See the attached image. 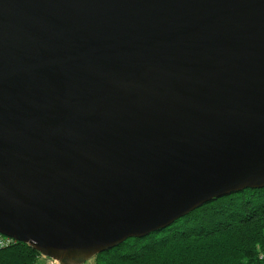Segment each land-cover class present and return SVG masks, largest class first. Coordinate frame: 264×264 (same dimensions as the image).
Wrapping results in <instances>:
<instances>
[{
	"label": "water",
	"instance_id": "1",
	"mask_svg": "<svg viewBox=\"0 0 264 264\" xmlns=\"http://www.w3.org/2000/svg\"><path fill=\"white\" fill-rule=\"evenodd\" d=\"M264 187V0H0V234L85 264Z\"/></svg>",
	"mask_w": 264,
	"mask_h": 264
},
{
	"label": "trees",
	"instance_id": "2",
	"mask_svg": "<svg viewBox=\"0 0 264 264\" xmlns=\"http://www.w3.org/2000/svg\"><path fill=\"white\" fill-rule=\"evenodd\" d=\"M262 253L264 187H242L93 259L95 264H264ZM42 257L18 241L0 249V264H43Z\"/></svg>",
	"mask_w": 264,
	"mask_h": 264
},
{
	"label": "built area",
	"instance_id": "3",
	"mask_svg": "<svg viewBox=\"0 0 264 264\" xmlns=\"http://www.w3.org/2000/svg\"><path fill=\"white\" fill-rule=\"evenodd\" d=\"M16 242L17 240H15L14 238L0 234V249L10 247ZM261 258L264 260V253L261 254ZM48 264H59V263L56 260L52 259V261H50Z\"/></svg>",
	"mask_w": 264,
	"mask_h": 264
},
{
	"label": "rangeland",
	"instance_id": "4",
	"mask_svg": "<svg viewBox=\"0 0 264 264\" xmlns=\"http://www.w3.org/2000/svg\"><path fill=\"white\" fill-rule=\"evenodd\" d=\"M161 233H159V235H160ZM143 240H145V239H143ZM41 262L43 263V264H48L50 261H52V259L51 258H47V257H42L41 259ZM86 264H95V260L94 259H91V260H89V261H87L86 262Z\"/></svg>",
	"mask_w": 264,
	"mask_h": 264
}]
</instances>
